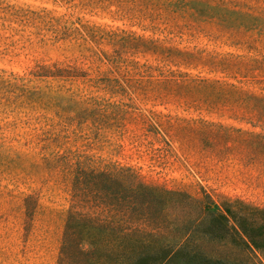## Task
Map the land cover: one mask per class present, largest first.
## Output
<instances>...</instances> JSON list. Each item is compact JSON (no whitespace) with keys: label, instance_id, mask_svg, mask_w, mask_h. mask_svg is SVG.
Masks as SVG:
<instances>
[{"label":"rangeland","instance_id":"374dc122","mask_svg":"<svg viewBox=\"0 0 264 264\" xmlns=\"http://www.w3.org/2000/svg\"><path fill=\"white\" fill-rule=\"evenodd\" d=\"M219 1L230 11L186 0H0V264H55L77 160L129 169L207 207L264 209V23L234 13L262 19L264 0ZM37 65L71 71L53 85L55 108L47 84L26 83ZM171 207L164 225L194 216L191 205ZM146 208L132 216L136 240L155 238L141 217L158 209ZM105 216L121 227L116 211ZM237 253L264 264V252Z\"/></svg>","mask_w":264,"mask_h":264},{"label":"trees","instance_id":"16d2710c","mask_svg":"<svg viewBox=\"0 0 264 264\" xmlns=\"http://www.w3.org/2000/svg\"><path fill=\"white\" fill-rule=\"evenodd\" d=\"M186 2L190 8L204 5L205 9L217 8L222 13L230 11L221 6L219 0ZM238 12H234L235 15L264 23V17L258 19L251 13ZM257 33L264 36V29ZM63 72L67 75H62ZM68 73H71L69 69H60L57 65H37L29 73L26 83L47 84V92L52 95L47 104L55 108L60 100V94L55 90L61 86L55 88L53 85L63 77H71ZM64 99L65 104L70 105L73 97ZM71 174L69 207L55 264H171L177 260L183 264H246L237 251L264 252V209L245 205L239 200H224L218 206L207 207L200 197L144 186L136 182L132 171L124 168L94 169L77 160ZM32 200L29 195L23 198L24 207ZM173 205L179 210H184L182 206H193L194 216L186 223L171 220L164 225L165 209L173 208ZM136 207L141 213L147 210L146 207H157V217H141L142 221L152 222L151 232L155 238L136 240V218H132ZM115 211L122 224L117 229L105 216L109 213L110 217ZM164 230L177 232L179 236L164 242L160 236ZM196 233L199 237L194 239ZM210 243L228 246L232 253H210L205 248Z\"/></svg>","mask_w":264,"mask_h":264}]
</instances>
